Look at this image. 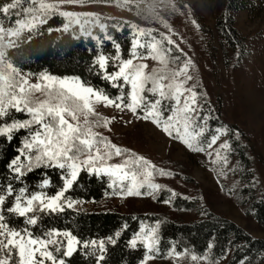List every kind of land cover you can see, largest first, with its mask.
Here are the masks:
<instances>
[{
    "label": "snow or ice",
    "instance_id": "1",
    "mask_svg": "<svg viewBox=\"0 0 264 264\" xmlns=\"http://www.w3.org/2000/svg\"><path fill=\"white\" fill-rule=\"evenodd\" d=\"M25 3L27 6H25ZM112 0H3L0 3V138L17 146L5 164L7 175L0 183V264H72L77 254L86 264H109L111 249L121 240L138 264L157 259L190 258L204 264H221L231 247L213 252L209 242L202 253H189L175 246L161 251V222L151 225L140 220L128 234L127 221L106 237L81 239L69 229L41 227L45 217H55L66 210L76 212L83 198L71 195L82 174L106 183L112 196L120 199L157 196L162 191L154 178L171 173L157 167L149 158L117 146L108 136L95 131H113L115 115H103L98 108L112 109L125 123L143 121L159 130L185 150L207 158L213 171L225 174L232 151V134L225 126L213 128L211 111H205L195 83L189 85L192 61L172 39V30L164 18L179 9L175 0L141 5L123 0L117 6L135 11L147 23L160 24L169 34L141 27L128 20L101 17L93 11L70 9L107 6ZM191 16V6L184 5ZM55 17L60 18L57 25ZM6 19L7 23L4 22ZM111 20V23L108 21ZM50 21L52 23H50ZM192 23L199 27L193 18ZM130 37L128 48L120 44L116 33ZM59 34L52 47L61 50L70 41L89 45V71L104 81L96 87L81 77H59L47 71L33 73L21 65L33 54L36 38ZM32 49L33 51H27ZM173 50L178 55L173 56ZM162 67L150 71L147 60ZM182 61L178 70L167 66ZM35 82H31L32 80ZM40 94V95H37ZM43 97V99L41 98ZM239 133L235 138L239 139ZM224 137H228L225 139ZM114 159L119 162L113 163ZM57 172L54 192L51 177L45 172L39 190L27 186V177L36 170ZM255 182H253V185ZM161 202L168 205L171 197ZM135 221L138 218L132 217ZM241 257L239 264H246ZM250 264V262H249Z\"/></svg>",
    "mask_w": 264,
    "mask_h": 264
},
{
    "label": "trees",
    "instance_id": "2",
    "mask_svg": "<svg viewBox=\"0 0 264 264\" xmlns=\"http://www.w3.org/2000/svg\"><path fill=\"white\" fill-rule=\"evenodd\" d=\"M2 2L3 0H0V3ZM254 3L255 0H225L224 9L216 18L215 28L227 67H236L244 63L250 65L252 47L250 42L236 30L235 17L237 13L251 9ZM25 6H27L26 3ZM54 19L58 25L60 18L55 17ZM111 22V20L108 21V23ZM50 23L52 22L50 21ZM58 35L57 33H53L51 36L45 34L41 38H36L33 43V49L38 51H34L21 67L25 71L33 73L43 70L59 77H81L84 81L103 88L104 81L98 79L94 73L89 71V45L83 42L70 41L67 37H64L62 42L67 41V43L63 49L61 50L59 47L53 48L51 45ZM116 36L123 48L127 49L128 40L130 39L127 32L125 31L124 34L116 33ZM27 51L33 50L29 49ZM175 55L178 54L173 50V56ZM181 62L175 64L170 62L167 70L172 71L180 67ZM154 67L159 68L162 66L156 63ZM194 83L200 93V102L206 106L205 111L209 109L211 111L212 118L209 121L211 126L213 128L225 126L229 133L232 134V139L230 140L232 151L228 164V168L232 170L227 171L226 175L219 174V168H217V171H213L214 165L210 163L209 158L205 166L214 173L222 193L229 196L239 209L247 217L252 218L264 232V190L257 179L254 163L248 152L247 145L243 143L242 134L235 127L228 126L220 120L219 115L215 113L211 105L206 101L197 78ZM237 132L240 134L238 140L235 138ZM224 138L227 139L228 137ZM16 146L17 142L15 140L11 145H8L3 138H0V183L4 181L7 175L5 164L14 154ZM157 167L169 171L171 173L169 178L177 179L184 185L190 187L196 185L191 179L185 164H176L173 169L165 165H157ZM45 172L48 173L52 180V186L46 191L49 194L54 192L59 181L57 172L51 169L36 170L29 174L27 186L30 191L39 190L38 182L44 178ZM253 182H255L254 186H252ZM161 189L162 191L155 197V201L158 204H164L161 201L169 198L172 192L176 194L171 197V203L168 204L172 213L176 215L175 218L171 214H122L117 211L73 212L66 210L65 213L55 217H45L41 222V227L69 229L81 239L91 237L99 239L113 233L125 221L129 225V236L132 230L138 226L140 220H144L150 225L160 221L161 251L175 246L180 250L187 249L189 253L200 254L211 241L214 243L213 252L216 254L221 253L225 248L231 247L227 259L223 260L221 264H239L241 257L245 255L248 257L246 264H249V262L250 264H264V238L253 237L246 229L239 227L225 216L216 213L210 207H207L197 194L193 196L184 195L178 191H172L165 185H162ZM111 191L112 189H108L106 183L101 180L82 174L71 195L75 198H83L85 202L97 204L110 196L109 193ZM132 217H137L138 219L134 221ZM185 217H190L191 220L189 221ZM180 260L182 264H191L192 262L190 258ZM108 261L109 264H138V256L136 253H131L124 246V240H121L119 247L110 248ZM72 264H86V257L83 254H77L72 258Z\"/></svg>",
    "mask_w": 264,
    "mask_h": 264
},
{
    "label": "rangeland",
    "instance_id": "3",
    "mask_svg": "<svg viewBox=\"0 0 264 264\" xmlns=\"http://www.w3.org/2000/svg\"><path fill=\"white\" fill-rule=\"evenodd\" d=\"M122 2L123 0H112L107 6L93 5L90 8L70 10L93 11L101 17L128 20L141 27H151L154 31L169 34L160 24L147 23L138 17L135 11L117 6ZM132 3L134 7L135 3L158 4L160 0H132ZM184 5L191 6L190 17ZM224 5L225 0H175L174 7L179 11L168 15L164 18V22L172 30V39L179 44L186 58L192 61L189 74L193 76V80L189 81V85L197 78L206 101L219 115L220 120L228 126L235 127L242 134L243 143L247 145L253 160L257 179L264 190V0H255L251 9L236 14V30L250 42L252 47L250 65L244 63L236 67L225 65L215 28L216 18L224 9ZM193 18L199 27L192 23ZM145 63L148 65L146 71H150L157 62L149 59ZM31 82H35L34 78ZM98 111L106 116L115 115L117 120L113 121L112 132H107L103 128L95 131L108 136L117 146L146 156L158 166L165 165L173 169L176 164H185L196 185L190 187L177 179L159 176L154 178V182L184 195L197 194L203 203L216 213L246 229L253 237L264 238V232L258 224L247 217L229 196L222 193L214 173L205 166L207 157L185 150L147 122L125 123L124 120L132 119L130 115L121 119V114L114 113L112 109L98 108ZM112 162H119V159H114ZM155 197L120 199L110 195L97 204L84 202L78 205L77 212L171 214L175 218L176 215L172 213L169 205L158 204ZM185 218L191 220L190 217ZM151 264H171V262L162 259L155 260ZM175 264L182 262L179 259ZM191 264H204V262L198 260L192 261Z\"/></svg>",
    "mask_w": 264,
    "mask_h": 264
}]
</instances>
